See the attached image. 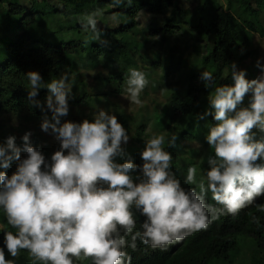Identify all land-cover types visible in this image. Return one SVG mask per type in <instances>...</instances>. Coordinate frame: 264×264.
<instances>
[{"label":"clouds","instance_id":"9594fccd","mask_svg":"<svg viewBox=\"0 0 264 264\" xmlns=\"http://www.w3.org/2000/svg\"><path fill=\"white\" fill-rule=\"evenodd\" d=\"M81 26L94 41L107 43L96 13L88 14ZM256 66L264 73L259 60ZM26 76L29 101L43 113L40 128L54 136L59 149L47 159L31 144V132L23 135L22 146L12 135L0 143V169L16 162L10 176L0 170V209L15 230H2L0 264H16L21 250L33 264H76L82 259L132 264L126 249L135 251L137 241L166 249L264 197V137L257 139L254 131L264 133V75L248 79L246 70L232 62V83L215 86L207 97L208 107L198 120L211 116L215 122L205 138L214 155L198 183L197 167L187 168L184 183L196 185L187 189L172 171L173 156L165 148L166 143L168 148L177 146V135L153 133L139 152L142 163H134L126 150L130 135L115 113L99 109L91 119L62 122L74 98L69 73L47 83L37 71ZM200 79L206 89L215 85L210 71H202ZM148 84L144 71L128 69L130 103L142 106L141 93ZM42 87L49 93L47 110L34 99ZM209 193L220 207L207 202ZM255 206L264 212V204ZM136 213L144 217L139 231H134ZM251 220L259 226L258 217L251 215Z\"/></svg>","mask_w":264,"mask_h":264},{"label":"trees","instance_id":"16d2710c","mask_svg":"<svg viewBox=\"0 0 264 264\" xmlns=\"http://www.w3.org/2000/svg\"><path fill=\"white\" fill-rule=\"evenodd\" d=\"M13 1L15 0H0V44L4 47L3 57L0 58V117L8 114L30 122L33 119H41L43 113L40 108L35 107L29 101L30 82L26 73L37 71L43 81L47 83L58 78L62 70L67 73L72 71L70 73L71 81L74 84V80H76L74 59H76L75 55L79 57V54L71 49L70 41L72 40L63 41L53 35L44 37L36 31L37 26L31 25L29 22L28 18L34 15L58 14L57 10L51 7L43 12L36 9L45 6V0H30L27 8H22ZM208 1L210 3H207ZM226 1V11H222L214 0L203 2L206 7L205 13L197 18L191 30L193 39L196 37L204 42L203 54L198 55L200 47L196 44L190 45V52L186 58H181L179 55L174 56L171 51L167 55H163L164 51L162 50L152 51L144 47L132 52L137 55L141 54L140 70L146 73L150 89L159 92L163 97L164 102L158 119L155 117L156 122L160 121L159 126H164L161 134L166 138L172 134L177 135L183 128L186 129L190 125V134L185 138L188 141L196 142L198 149L194 151L195 155L200 154L201 151L196 160H201L197 163L192 158L194 154L189 153L188 158L190 159H187L186 165L187 167L196 166L202 175L209 167L208 157L213 155V150L205 138L209 127L215 122L211 116L204 120H198V115L207 109V96L213 94L215 86L232 83L230 78L231 63L235 62L240 68L247 59L252 57V33H257L261 38L264 37L263 28L259 25L255 28L252 23L256 22L257 13L250 7L249 0ZM59 2L62 3L65 10L61 16L67 21L76 20L70 28H77V34L84 31L81 26L84 18L106 5L115 6L114 11L109 10L107 13L113 12L120 19L127 18L125 23L122 22V25L112 33L122 32L131 27L133 15L139 10L144 9L151 13L162 14L173 6V0H130V2L123 0L119 5L114 4L113 0H59ZM166 19L167 22L163 23L160 28H152L149 33L154 34L160 31L163 37H167L166 35L172 34L174 28L178 29L177 26L168 23V18ZM85 33L89 35L90 43L78 42L77 45L92 62V56H95V53L101 48L100 45H97L98 41L92 39L90 31ZM125 40L124 37L121 38L120 42L115 43V46L123 48L127 45ZM160 65L163 66V73L158 79H153L151 75ZM180 65L187 70H195L198 84L190 81L175 87L173 83L162 82V80H166L167 74L172 69L178 72ZM205 70L213 73L215 81V85L209 89L204 87V82L200 79L202 71ZM225 71L226 75H224ZM109 76L113 80H122L123 82L127 80L123 72L118 75L111 71ZM48 94L47 88L42 87L34 98L41 104H45V110H47L46 97ZM108 94V92L95 93L97 96H107ZM85 98L86 95H80L70 99L69 104L78 106ZM48 114L51 115L50 112ZM127 127L125 128L128 129ZM143 127L144 123L139 122L135 125L134 140L136 142H141ZM254 131L257 139L264 137V133L260 134L258 130ZM57 147L59 144L54 149ZM140 148L142 149L141 144ZM165 148L167 151L171 149L167 147V143ZM206 153L208 156L203 158ZM130 156L132 157L133 154ZM195 162L196 164L193 165ZM172 171L178 176L173 165ZM181 184L186 189L196 187L193 184H185L184 181H181ZM196 190L199 191L198 187ZM209 204L220 207L214 200ZM256 204H264V197L257 198L255 204L244 208L238 215H222L218 220L213 221L206 230L193 233L182 241L174 242L166 249H153L137 241L138 247L135 251L131 248L126 250L132 256V264H207L212 260L227 261L231 255L235 257L238 249L244 245L252 259V262L248 264H264V212L257 211ZM250 214L259 218V226L252 222ZM143 219L144 217L137 213V227L134 231L141 230L140 225ZM5 227L15 231L7 226L5 215L0 209V247L4 246L2 230ZM5 253L7 256L6 248ZM16 264H33V261L26 250H21ZM89 264H91L90 260Z\"/></svg>","mask_w":264,"mask_h":264},{"label":"rangeland","instance_id":"374dc122","mask_svg":"<svg viewBox=\"0 0 264 264\" xmlns=\"http://www.w3.org/2000/svg\"><path fill=\"white\" fill-rule=\"evenodd\" d=\"M204 1L205 0H173V6L162 14L151 13L144 9L139 10L133 15L131 27L122 32L115 33L112 32L116 31L122 25V22L125 23V19L127 18L120 19L117 18L113 12L111 14L107 13L109 10H115V6L112 4L101 7L98 11H93V13H96L98 26L103 29V39L106 40L107 43L102 44L97 42L101 50L96 52L95 56H92L93 60L90 62L87 54L82 53L77 45L78 42H83V44L87 42V44H89V35H87L85 31H81L80 34H77V28H70L74 25L76 20L67 21V19L61 16L65 10L59 0H45V6L41 8L37 7L36 9L43 12L51 7L56 9L58 14H38L29 17L28 20L31 25L37 26L36 31L44 37L53 35L63 41L72 40L70 41V47L74 52H78L79 54V57L75 55L76 59H74V67L76 69V80H74V84L71 81L72 75L70 73L72 71L68 72L70 75V83H72L73 86L75 85L74 88L72 87L73 97L86 95L84 101L78 104V106L69 104V115L67 117H62V122L65 119L74 122H80L84 118L91 119L93 112L99 109H105L115 113L124 127L128 126L127 130L130 135V141L127 145V152L130 155L133 154L131 159L134 163L141 164L142 161L140 160L139 152L144 147V141L150 138L153 133L161 134L162 128L164 127H160V121L156 122L155 119V117L158 119L159 112L164 102L163 97L159 92L151 90L148 85L141 93L140 99L143 101L142 106L132 104L129 99L126 98V82L122 80H113L112 77L109 76V73L112 71L119 75L120 72H123L127 78L129 68L140 69L141 54L137 55L132 52L141 49V47L148 48L152 51L157 49L162 50L164 51L163 55H167V53L171 51L174 56L179 55L181 58H186L190 52V45L196 44L200 47L198 55L203 54L204 42L196 37L193 39L191 30L197 18L205 13L206 7L204 6ZM30 2V0L13 1V3L18 4L22 8H27ZM214 2L222 11H226V0H214ZM207 3H210V1ZM249 4L257 13L256 22H251L255 28L259 25L264 30V0H249ZM166 18H168L169 24L177 26L178 29L174 28L172 34L166 35L167 37H163L160 31L154 34L149 33L150 29L160 28L163 23L167 22ZM127 22L128 20L126 23ZM84 33L85 35H83ZM123 37L126 39L125 42L127 45L123 46V48L116 47L115 43L117 44V42H120V39ZM251 48L253 52L252 57L247 59L243 63V66L238 69L246 70L248 79H255L264 75L261 69L256 66L257 60L260 61L261 65H264V37L261 38L257 33L253 32ZM3 54L4 47L0 44V58L3 57ZM179 67L180 69L178 72L172 69L167 74L166 80H162V82L173 83L175 87H179L182 83H188L190 81L198 84L194 69L187 70L181 65ZM62 73H64L63 70ZM162 73L163 66H157L155 73L151 75V77L153 79H158ZM226 74L227 72L225 71L224 75ZM97 92H108L109 94L107 96H97L95 95ZM247 102L248 99L246 97L245 105ZM139 122L144 123L140 143L134 140L135 125ZM40 123L41 119H33L30 122H25L20 120V118H14L13 116L4 114V116L0 117V143H3L9 135H12L16 137V144L22 146L23 135L26 132H31V144L42 151L47 159H50L52 153L58 150L59 147L55 149L54 147L59 143L53 135L41 130ZM190 129V125H188L186 129L183 128L182 131L177 134V146L169 150L173 156L172 165L177 170V177H179L181 181H185L186 178L187 168L189 167H187L186 161L190 159L188 158L189 153L194 154V156H192L194 160L198 159L201 154L200 151V154L195 155L194 151L198 149V145L196 142L192 140L188 141L187 138H185V136L190 134ZM140 144L142 149L140 148ZM21 156L24 158L26 153L22 152ZM206 156H208L207 153L203 158ZM200 160H196V162L199 163ZM196 162L193 165H195ZM15 169L16 162L13 161L10 168L0 170L6 171L10 176ZM201 177L202 174L197 172V183ZM206 200L211 203V193L207 195ZM229 259L227 261L212 260L207 264H248L252 262L250 252L244 245L238 249L235 257L231 255ZM76 264H89V260L82 259L81 261H77Z\"/></svg>","mask_w":264,"mask_h":264}]
</instances>
